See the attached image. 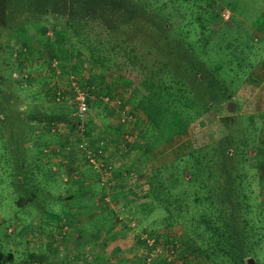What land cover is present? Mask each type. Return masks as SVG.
Returning a JSON list of instances; mask_svg holds the SVG:
<instances>
[{
  "label": "rangeland",
  "instance_id": "374dc122",
  "mask_svg": "<svg viewBox=\"0 0 264 264\" xmlns=\"http://www.w3.org/2000/svg\"><path fill=\"white\" fill-rule=\"evenodd\" d=\"M202 2L201 5L205 6L206 10L203 9L204 17L200 19L203 26L198 27L194 32L200 46V49L194 48V54L197 56V61L200 60L199 62L209 68L212 75H215L214 80L217 86L211 84L212 87H216L215 94H212V100L207 104L206 111L191 122L184 132L157 145L153 150H148L143 140L149 132L146 130L143 114L133 109L129 103L125 104L129 94L124 89L130 86V83L124 84V80L113 70L92 65L87 48L79 43L77 38L70 36V33L67 34L66 27L61 23L62 19L56 18L55 22H58V26L48 28L49 31L45 33L33 24L26 25V30L21 31L20 35L0 26V251L13 253V259L9 264H75L76 260L78 262L76 264H92L89 257L95 259V262L101 261L106 258L104 251L110 245L108 242L90 245L91 253L87 254L84 248L86 246L68 245L66 233L61 235L58 241L53 238L55 233H59L60 222L68 225V219L64 214L67 206L79 205L81 209H94L95 205L99 208L102 206L105 212L98 213V217L94 216L91 226L92 230L97 232L100 228L104 230L110 228L108 224L110 225L111 212L106 213V209H109V205H113L112 210L117 211L119 206L117 204L120 202L122 205L134 207L131 214L134 218L128 222L132 228V233L129 235L132 237L131 245L126 246V252L135 254L136 260L124 259L119 264H158L157 260L161 257L162 251L170 256V260H165L166 264H202L200 257L198 258L197 255L192 257L190 250L184 246L187 240L184 237V222L167 219L161 207L149 202L144 194L147 189L132 191L136 192L133 196L135 198L129 199L126 198L127 195H124L122 199L120 195H117L118 199L113 200L109 195H105V189L97 183H92L93 191L89 193L70 196L66 200L64 196L57 197L62 190L67 193L69 191V184L60 179L61 173H74L78 170L76 174L74 173L75 176L82 173L88 178L92 175L91 172L84 171L82 165L67 171L51 163L53 162L51 159L58 156L57 153L51 152L55 150L52 147L58 146L57 143H61L64 138L71 140L74 135L67 126L62 125L71 123L74 119L71 114L74 105V99L71 98L73 94L67 92L68 98L62 102L60 99L57 101L51 97L50 93V85H56L59 90L69 89L68 81L64 76L67 74L65 71L68 70L67 68L75 72L76 79L81 76L84 82H93L92 92L89 93L92 98L98 97L103 102L106 97H102L101 93H107L108 96L113 97H111L112 101L110 99L106 101L108 107L105 108L109 118L114 110L117 112V117L110 120L107 118V123L115 125L116 120L121 117V112L126 113L129 108L137 111L135 117L125 120L128 127H131L128 132L131 145L135 147H131L119 162L122 166H127L124 167L126 169L122 168L123 178L127 176V171L130 177L139 180L141 177L148 176L151 168L158 167L164 168L169 173L170 164L172 169L175 168L171 161L175 162L176 156L226 134L231 135L236 143L241 141L243 146L239 148L244 160L239 179L248 195L251 209L249 219L258 225L263 224V220L255 217V210L257 206H260L264 211V0H209V2L202 0ZM179 7L189 17H201V13H193L183 8H189L183 3ZM42 18L45 20L47 17L42 16ZM207 18L210 19L209 22ZM50 19L49 22L52 20L54 22V19ZM76 22L79 34L91 40L92 43L97 39L104 40L107 36L104 35L106 32L99 19H77ZM66 36H70V40L65 39ZM144 38L145 36L140 32L137 34L131 29H121L115 36L110 34L107 41L125 45L128 39L133 53L137 55V60L141 61L140 58L145 59L146 55L141 54L151 50L150 44ZM122 39H125V42H122ZM57 41L59 44L56 43ZM6 42L15 48H19L23 42L31 47L29 55L22 61L25 67L22 72L26 78L31 79L28 89L22 90L15 87L8 78L2 50ZM50 49L57 58L62 55L67 57L62 60L65 68V70L61 69L62 72L64 71L63 75L52 77L47 74L49 69H46V63ZM20 50L23 48L20 47ZM107 57L111 64L113 57ZM149 57L146 56L144 60L147 73L151 67ZM216 66H221V69L217 71L219 75L215 74ZM189 73L187 69L186 74ZM12 76L20 77L14 72ZM20 80H23V77ZM196 92L201 93V88ZM118 101L125 104V108H122ZM228 102L234 104L233 112H227ZM91 104L88 106L85 120L87 124L98 127L97 115L103 114L104 108L96 100ZM100 108L103 109L100 110ZM19 118L26 120L27 125L21 122L19 124ZM55 122H58L56 124L59 125H57L58 129L60 128L57 136L54 132L41 130L37 126ZM103 129L105 131L104 127ZM42 144H45V147ZM133 159L135 164L129 167L128 163ZM179 161V167L189 165L183 163L181 159ZM231 162L235 167L237 166L236 160ZM188 173V170H182L179 175L186 178ZM95 174L100 175L97 172ZM116 181L122 182L119 179L113 182ZM114 189V194H117L119 188ZM50 196H53V199H49ZM51 211L58 215L48 219L52 222L48 226L53 227L47 228L48 226L44 224L46 216L42 213ZM119 215L121 219L118 222L115 220V223L121 226L123 217ZM143 234L155 238V244L153 243L150 252L148 247L139 240L140 236H144ZM162 246L165 247L162 249ZM148 252L151 256L153 255V260L146 259ZM249 253L248 257L253 258L255 264H264V239ZM109 254L124 253L121 247L115 253L109 251ZM68 258L73 259L68 260Z\"/></svg>",
  "mask_w": 264,
  "mask_h": 264
},
{
  "label": "trees",
  "instance_id": "16d2710c",
  "mask_svg": "<svg viewBox=\"0 0 264 264\" xmlns=\"http://www.w3.org/2000/svg\"><path fill=\"white\" fill-rule=\"evenodd\" d=\"M178 3L189 6V8L183 7L186 10L201 13V17L187 16ZM201 3H203L202 0H0V26L20 35L21 31L26 30V25L33 24L45 33L49 31L48 28L58 26V22H55L56 18L62 19L61 23L66 27L67 34L70 33V36L77 38V41L87 48L92 65L113 70L124 80V84L130 83V86L124 89L129 94L125 104L129 103L133 109L143 114L146 130L149 131L143 140L147 149L153 150L157 145L184 132L191 122L206 111L207 104L212 100V94H215L216 87L211 86V84L216 85L215 75H212V71L204 67L200 60L197 61V56L194 54L195 47L200 49L199 40L194 32L198 27L203 26L200 19L204 17L205 6ZM42 16L47 18L44 20ZM85 17L101 21L102 28L106 32L104 35H107L104 40L97 39L92 43L91 40L79 34L76 21L89 19ZM49 18L54 19V22L53 20L49 22ZM209 21L210 19L207 18V22ZM121 29H131L137 34L140 32L145 36L144 40L150 44L151 50L141 54H146L145 59L146 56H150L148 59L151 67L148 73L145 72L147 66L145 59L140 58L142 62L137 60V55L133 53L128 39L125 45L107 41L110 34L115 36ZM70 36L64 38L69 39ZM58 42L56 43L59 44ZM122 42H125V39H122ZM20 47L23 50H20ZM2 50L8 78L19 89L30 88L31 79L26 78L22 72V69H25L22 61L29 55L31 47L23 42L19 48H15L6 42ZM53 53L51 49L48 52L47 74L52 77L63 75L64 71L62 72L61 69L65 70V68L62 60L67 57L62 55L57 58ZM107 56L113 57L111 64ZM67 69L65 70L67 74L64 75L66 81L69 80L70 75L75 76L73 70ZM187 69L190 71L189 74H186ZM220 69L221 66H216L215 71ZM13 72L15 75H20V79L23 77V80L12 76ZM216 72L215 74L219 75ZM77 82L80 87H85L88 93L92 92L93 82H84L81 76L77 77ZM67 87L69 89L65 91L59 90L56 85H50L51 97L55 99L59 96L62 102L65 101L68 98L67 92L72 93L69 83ZM199 88L201 93L196 92ZM101 96H105L110 101L113 100V97L108 96L107 93H101ZM95 100L103 108L108 106L106 101L101 102L98 97L91 96L87 98L88 106ZM118 104L125 108V104L119 101ZM72 109L74 110V106ZM133 109L129 108L126 112L130 118L137 114V111ZM106 121L104 119L102 124L105 128L104 131L102 127V132L106 133L100 135L94 133L95 126L87 124L85 118L81 131L77 128L75 119L71 123H61L74 135L71 140L64 138L59 145L60 148L57 151L53 149L51 152L66 156L67 150H73L76 158L72 162L75 164L74 167L82 165L84 171L91 172L94 169L84 157L88 148L102 160L103 169L112 172L111 180L112 176L116 179L122 178L124 176L121 173L122 168L126 169L124 167L127 166L114 162L113 158L122 161V156L131 147H135L131 145L128 132L131 127L118 120L113 126ZM20 122L27 125L26 120L19 118V124ZM56 123L58 122L37 126L41 130L54 132L57 136L60 128L58 129L59 125ZM30 127L32 129L33 126ZM99 141H105V143L103 142L101 146ZM239 146H243L241 141L236 143L231 135L226 134L176 156L175 162L171 161L175 168L172 169L170 164L169 173L162 167L151 168L149 175L145 177L147 185L145 196L149 202L163 209L167 219L184 222V237L187 238L184 246L190 250L192 257L195 255L200 257L202 264H245L246 257L250 256L249 252L264 239L263 209L257 206L255 210V217L263 220V224L258 225L249 219L250 203L243 183L239 179L244 160ZM179 159L189 165L179 167ZM232 160L237 161L236 167L232 164ZM66 164H70V161H66ZM66 164L60 163L58 167L61 169L62 166H66L68 171L71 166ZM128 164L129 167L135 164L134 159ZM182 170L189 171L186 178L179 175ZM126 174L125 177L130 181L127 171ZM96 183L102 189L111 188L114 191V188H119L117 194L113 191L104 192L113 200L118 199L117 195H120L122 199L124 195H127L122 192V182H105V185L102 182ZM129 192L130 196L126 197L129 199L136 194L132 191H128V194ZM117 205H119L118 208L124 206L122 202ZM108 210L111 212L110 220L118 222L121 219L119 215H122L121 209L113 212L111 209ZM128 214L122 218L121 227L124 225V228L131 229L128 222L134 217L131 216L132 213L129 216ZM143 235L139 237V240L148 247L150 252L153 246L148 245L146 240L153 239L155 244V238L148 234ZM164 247L162 246V249ZM149 252L146 254L150 255ZM160 256L157 260L158 264L165 263L166 253L162 251ZM12 259V252L0 251V264H9Z\"/></svg>",
  "mask_w": 264,
  "mask_h": 264
},
{
  "label": "crops",
  "instance_id": "0c3cea01",
  "mask_svg": "<svg viewBox=\"0 0 264 264\" xmlns=\"http://www.w3.org/2000/svg\"><path fill=\"white\" fill-rule=\"evenodd\" d=\"M107 100H108V98L107 99L105 98L104 101H107ZM106 107H108V106H106ZM102 109L103 108H100V110H102ZM102 113L104 115L101 113L97 115L98 121H96V122L98 123V127L97 126L94 127V130L96 131L94 133H97L99 135L101 133H106V132H102V127H103L102 124L104 122V119L109 118L107 116L108 113H107L105 107H104V110ZM116 113L117 112L114 110L113 115L109 118V120L116 118L117 117ZM42 145L44 146L45 144H42ZM57 145L58 146L52 147V149L55 148V150L57 151L60 148V146H59L60 143H57ZM65 155L66 156H60V155L55 156V158L51 159V160H53V162H51V163H54L58 167V165L60 163L63 165V163L66 164V161L67 162L70 161V164H66V165L71 166V168L74 167L75 164L72 163L76 159L74 151L73 150H67ZM113 160H114V162H117L118 164L120 162V160L118 158L116 160L113 158ZM62 168L66 169V170L68 169V167H66V166H62ZM93 172L91 171L92 175L88 176V178H86V175L85 176L82 175V173H80L81 175H79V176L74 175V173L76 174V172H74V173L69 172L67 174L61 173L60 179H61V181H63V182L66 181L69 184V186H68L69 191L67 193L66 191L62 190V193H60V195L58 194L57 197L62 198V196H64L65 197L64 200H66L70 196H77V195L84 193V192L89 193L90 191H93L91 189V184L96 183V182H100V176H97L95 174V172L94 173ZM111 175H112V172L108 171L107 177H106L107 178L106 182H113L114 180H116V178L114 176H112L113 179L111 180ZM128 177L132 181L129 182L128 178H126V177H124V178L122 177L124 180L121 177L119 178V180L122 181V192H123V194L129 195L130 192L128 194V191H136L137 189L145 190L147 188V185L145 183V177H141L139 180H137V178H132L130 176H128ZM103 184L105 185V183H103ZM83 186H86L88 188L86 189ZM138 187H141V188H138ZM73 189H74V191L72 192ZM105 191L110 193L113 191V189L105 188ZM134 193H136V192H134ZM137 194H139V193H137ZM52 197L53 196H50L49 199ZM136 197H138V196H136ZM60 198H58V199H60ZM133 198H135V197H133ZM124 206L122 208H118V209H121V211H122V217H124V215L127 213H132L133 209H134V207L133 208L131 207L132 205H124ZM109 209L112 210L113 205L112 206L109 205ZM108 211L109 210L106 209V213ZM113 211H115V210H112V212ZM53 212L54 211L42 213L46 216V218H44L45 226H48V224L52 223L51 221L48 220L50 217H55L56 214L58 215V213H56V212L53 213ZM103 212H105L104 209L99 208V207H95L94 209H87V208L81 209L79 207V205H76L75 207H68L67 206L64 214L66 215V217L68 219V225H65L64 222H60L59 224L61 225V228L59 230V233H55L56 237L54 236L53 239H55V241H58L61 239V235L63 236V234L66 233L67 237H68V240H67L68 245L75 244V245H77V246L79 245L81 247L86 246L84 248H85V252L87 254H89V252L91 253V250H89V249H91L92 247L90 248V245L94 246L96 243L98 245L101 242H106V243L108 242V245L109 244L110 245L107 248H105V251L103 250L105 252L106 258H103L101 261L95 262V259H93L92 257H89V260L93 262L92 264L101 263V262L103 264H106V263L119 264V262H122L124 259L127 261H129V260L131 261L132 259L136 260L135 254H133V253L131 254V253L126 252L127 251L126 246L131 245L130 240L132 239V237H129V235H131V233H132L131 232L132 228L126 229L123 227L124 225L121 227L119 224L110 220V225L108 224V226L110 228L108 230L107 229L104 230L102 228H100L99 231H97V232H94V230H92L91 226H92L94 216L98 217L97 214L103 213ZM85 221L89 222V223H86ZM62 225H64V226H62ZM50 227H53V226H48L47 228H50ZM135 227H133V228H135ZM133 242L134 241H132V243ZM137 242L139 243V241H137ZM121 247H122V253H124V254H122V255L109 254V251H110V253H115V251L119 250ZM69 259H73V258H68V260ZM76 263H78L77 260L75 261V264Z\"/></svg>",
  "mask_w": 264,
  "mask_h": 264
},
{
  "label": "built area",
  "instance_id": "2783aa9c",
  "mask_svg": "<svg viewBox=\"0 0 264 264\" xmlns=\"http://www.w3.org/2000/svg\"><path fill=\"white\" fill-rule=\"evenodd\" d=\"M69 85L72 87L71 91L73 93V103H74V110H72V116L77 121V128L81 131L83 129V120L86 116V112L88 110V103H87V98L89 95L88 91L85 89V87H80L77 79L70 75L69 80H68ZM57 101L61 98L57 96L55 98ZM130 117L127 116L125 112H121V117L119 118V122H125V120H128ZM105 143V141H99V144L102 146V143ZM82 144L85 145V142L82 141ZM85 160L91 165V167L94 169V172L99 173L100 175V182L105 183L107 180V173L108 171L103 169V162L97 156L95 153H93L90 149L87 148L85 151ZM110 172V171H109ZM146 243L150 246H153V239H148L146 240ZM152 244V245H151ZM157 250V249H156ZM166 260H170L169 254H166ZM151 253L150 255L147 256V260L151 259ZM181 264V263H177Z\"/></svg>",
  "mask_w": 264,
  "mask_h": 264
},
{
  "label": "water",
  "instance_id": "95a60500",
  "mask_svg": "<svg viewBox=\"0 0 264 264\" xmlns=\"http://www.w3.org/2000/svg\"><path fill=\"white\" fill-rule=\"evenodd\" d=\"M227 112H233L234 111V104L232 102H228L226 105ZM245 264H255L253 258L248 257L245 260Z\"/></svg>",
  "mask_w": 264,
  "mask_h": 264
}]
</instances>
